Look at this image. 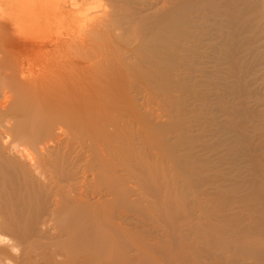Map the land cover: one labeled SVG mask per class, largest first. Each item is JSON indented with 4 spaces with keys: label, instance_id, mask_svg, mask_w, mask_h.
Returning a JSON list of instances; mask_svg holds the SVG:
<instances>
[{
    "label": "bare ground",
    "instance_id": "obj_1",
    "mask_svg": "<svg viewBox=\"0 0 264 264\" xmlns=\"http://www.w3.org/2000/svg\"><path fill=\"white\" fill-rule=\"evenodd\" d=\"M193 1L0 0V264L214 261L202 250L210 243L213 248L212 242L203 236L205 242L198 243L194 236L203 232L192 225L185 228L178 219L175 225L177 206L176 212L164 209L170 204L161 202L166 198L159 199V191L139 188L154 197L146 205L130 200V180L143 179L146 169L131 163L132 149L113 146L129 134L123 119L139 115L136 97L157 89L168 94L170 83H178L183 55L178 39L181 27H192ZM237 1L223 2L234 11ZM219 15L230 28L237 13ZM52 29L74 30L45 42L44 32ZM37 37L45 43H36ZM137 82L145 89L133 90ZM149 194L143 195L148 199ZM122 206H143L141 221L131 222L130 210ZM168 212L169 222L162 220L168 227L160 225ZM149 221H155V235L160 232L161 238L151 234ZM196 245L203 247L201 257Z\"/></svg>",
    "mask_w": 264,
    "mask_h": 264
},
{
    "label": "rangeland",
    "instance_id": "obj_2",
    "mask_svg": "<svg viewBox=\"0 0 264 264\" xmlns=\"http://www.w3.org/2000/svg\"><path fill=\"white\" fill-rule=\"evenodd\" d=\"M223 1H193L192 27L190 30L187 24L181 27L183 36L178 39L177 47L184 52L180 53L183 55L178 62L181 69L178 83L171 82L168 86L169 97L166 88V92L157 89L153 95L136 97L133 104L142 118L136 114L132 119L124 118V122H129V134L123 133L128 135L122 137L123 141L116 138L121 142L113 146L122 151L127 147L132 149H126L133 156L131 163L142 165L146 169L142 175L151 181L143 180L140 173L138 177L143 179L130 180L134 193L133 196L129 193L128 203L129 199L133 202L139 199L138 202L146 205L147 200H154L149 193L147 199V194L139 188L159 191L158 198H166L161 202L170 204H164V209L176 212L177 206L175 225L176 219L185 228L192 225L191 229L196 227L204 233L194 234L198 243L207 238L212 242L211 250L196 245L198 250L200 247V257L204 254L202 250L212 254L208 258L213 257L214 261L204 258L208 263L213 261L209 264L215 261L216 264H225V261L226 264H264L261 254L264 238L259 228L264 210V7L259 5L260 0H239L235 10L229 11ZM223 9L237 13L230 28L219 15ZM73 30L52 29L44 32L45 36H39L47 42L54 40L53 34L58 37ZM258 35H261L259 39ZM38 39L36 43L42 41ZM32 55L31 60L37 63L39 55L36 52ZM137 83L136 87L132 85L133 90L144 88ZM87 178L90 181L88 173ZM165 194L168 197H162ZM168 198L174 199L173 206ZM122 207L123 211H132L128 214L131 222L135 223L137 218L141 221L139 214L143 213V206ZM167 214L162 215L166 217L161 218L160 225L165 222L168 227L167 217L172 215ZM146 223L147 228H157L153 226L155 221ZM155 233L154 230L151 234ZM159 234L158 238L162 236Z\"/></svg>",
    "mask_w": 264,
    "mask_h": 264
}]
</instances>
